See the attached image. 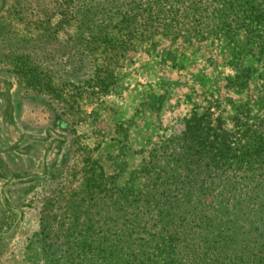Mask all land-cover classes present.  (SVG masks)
<instances>
[{
  "label": "trees",
  "instance_id": "trees-1",
  "mask_svg": "<svg viewBox=\"0 0 264 264\" xmlns=\"http://www.w3.org/2000/svg\"><path fill=\"white\" fill-rule=\"evenodd\" d=\"M48 2L35 34L7 46L0 64L17 78L19 91L36 93L31 99L49 107L62 130V116L74 105H98L114 93L130 52L161 39L227 49L235 66L231 84L242 90L257 74L264 87V0ZM55 16L58 26L72 28L65 40L57 37ZM9 26L0 22V36ZM32 42L40 57L27 51ZM198 115L169 140L164 159L147 163L143 173L160 170L157 175L139 184L133 177L113 180L111 211L88 215L81 238L68 246L51 239L47 264H264V116L239 109L227 127Z\"/></svg>",
  "mask_w": 264,
  "mask_h": 264
},
{
  "label": "rangeland",
  "instance_id": "rangeland-1",
  "mask_svg": "<svg viewBox=\"0 0 264 264\" xmlns=\"http://www.w3.org/2000/svg\"><path fill=\"white\" fill-rule=\"evenodd\" d=\"M48 3L0 0V22L10 25L0 36V60L7 46L35 34ZM57 21L55 16L57 37L65 40L72 28ZM33 44L27 51L40 57ZM57 63L65 74L64 61ZM7 68L0 64V264H47L51 239L65 246L79 240L88 215L111 211L112 181L133 177L139 184L141 177L157 175L160 170L143 173L147 163L153 156L164 159L169 140L194 114H205L212 125L220 118L227 127L239 109L264 116L262 78L255 74L238 90L230 82L235 66L227 49L203 41L161 39L157 46L137 47L118 69L114 93L98 105H74L72 116H62L63 130L49 107L31 99L36 93L18 90ZM170 194L180 198L173 187Z\"/></svg>",
  "mask_w": 264,
  "mask_h": 264
}]
</instances>
